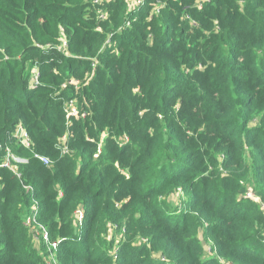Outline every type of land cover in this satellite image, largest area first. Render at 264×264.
Here are the masks:
<instances>
[{
  "label": "trees",
  "instance_id": "1",
  "mask_svg": "<svg viewBox=\"0 0 264 264\" xmlns=\"http://www.w3.org/2000/svg\"><path fill=\"white\" fill-rule=\"evenodd\" d=\"M157 1L128 10L124 0H0V165L6 148L27 159L20 176L0 166V264H46L45 243L35 247L24 225L33 218L57 240L52 264H165L153 250L170 264H220L201 254L199 220L229 263L264 264L263 209L234 199L247 155L264 200V0L199 10L195 0ZM35 66L40 84L30 88ZM92 71L77 91L61 88ZM69 98L87 114L71 122L61 156ZM18 126L31 150L14 138ZM174 188L191 212L162 211L157 196Z\"/></svg>",
  "mask_w": 264,
  "mask_h": 264
},
{
  "label": "rangeland",
  "instance_id": "2",
  "mask_svg": "<svg viewBox=\"0 0 264 264\" xmlns=\"http://www.w3.org/2000/svg\"><path fill=\"white\" fill-rule=\"evenodd\" d=\"M124 1H125V4H126L125 5L126 9H128L129 7L133 6L131 0H124ZM206 1H208V2H205V3H209L211 0H206ZM157 3H161L163 5V2H161L159 0L157 1ZM200 3H201V0H195L190 7H194V6L197 7V5H199ZM203 4H202V8L204 7ZM155 7L160 8V6L158 4V5L154 6V8L152 9L151 12L154 13V11H156ZM196 9H198V7ZM184 10H186V8ZM182 14L183 13H181V15ZM182 19H186V18L182 17L181 20ZM188 26H190L192 28L198 27V23L196 21H194L190 17ZM210 64H211L210 61H208L207 65L206 64L203 65L202 63H198L196 65V69L200 70V72H202V70H204ZM33 69L38 71V68L36 66L33 67ZM86 79H87V75L80 79V83L83 84L86 81ZM28 84H29L30 88H35L36 87V86L35 87L31 86V84H32V71H31V75H30ZM39 84H40V80H39L38 85ZM61 87H62V85H61ZM252 120L255 121V118H253ZM253 121H250L249 124L253 125L255 123ZM106 136H107L106 132L103 133V135H102L103 139H105ZM117 140L121 141V142H123L125 144V143L128 142L129 139L127 137H121V138H119ZM215 156L218 157V159H219L217 161H221L222 155H221L220 152H215ZM243 159H244V165L247 167L248 170L246 169V171L244 172L243 177H242L239 185L244 188V191L241 192V193H238L234 197V199L237 202H242L241 200H243V202H247L250 205H253V202L259 203L258 199H260L261 201L264 202V200H262L259 192L256 189V184L253 181V176L254 175L252 174V160L247 155H244ZM16 165H20V164H16ZM204 166L206 168H204L202 173H204V175H208L210 169L213 168V166L211 164H209L208 161H204ZM121 172H125V171H121ZM216 173L219 174L220 176H227L228 175V173H226V171L223 170L221 167L217 168ZM248 192L252 193L251 197H246V193H248ZM189 197L190 196L187 195L183 190H181V188H174L171 191L169 189H167V190H165V192L163 194H161L160 196H157L158 201L164 205V208L162 209V211L166 212V213H173V212H169L170 210H167L166 206H169V207H171V208H173L175 210L177 209V211H181V213H183L184 211L191 212V210H190V208L188 206V198ZM32 203H33V201H32ZM171 211H173V210L171 209ZM261 212L264 215V210L261 211ZM201 222L202 221L199 220V222L197 223V225L195 227V234H196L195 237H196V239L198 240L199 244L202 247V250H201L202 253L201 254L204 257H216V259L218 260V262L220 264H231V263H229L228 260H226L223 257H221L220 255H218L213 250V248H211L213 246V243L210 241L209 236H208L207 231H206L207 222L203 221V227H201ZM24 225L26 226L27 223L25 222ZM78 225H80V224L78 223ZM29 228H30V233H31V236H32L31 238L33 240V243H34L35 247L36 246H40L41 245V240H40V235H39L40 232H38V227L36 225L31 224L29 226ZM109 232H110L109 233V237L107 239L110 238V235H111V232H112L111 228H109ZM259 232H260L259 235L264 236V223L259 226ZM263 238H261V239H263ZM145 239H143V240H145ZM117 241H118V239H117ZM161 253L162 252L160 250H153L150 255H151V258H159L162 261H164L165 264H170L169 259L166 258L165 256L163 257ZM51 262L52 261L49 259V257H47L46 258V264H52Z\"/></svg>",
  "mask_w": 264,
  "mask_h": 264
},
{
  "label": "built area",
  "instance_id": "3",
  "mask_svg": "<svg viewBox=\"0 0 264 264\" xmlns=\"http://www.w3.org/2000/svg\"><path fill=\"white\" fill-rule=\"evenodd\" d=\"M102 1H110V0H93L94 3H99ZM132 1V7H129L128 10H132L135 9L136 7L140 6L143 4L144 0H131ZM208 2L206 0H201V3L199 5H197V7L200 9L202 7V4ZM158 7H155L154 13H158L159 12ZM107 14H102L101 18L104 19L106 17ZM188 16V15H186ZM131 25V21L130 20H126L124 22L125 27H129ZM123 26L119 27V29H117V31H119ZM110 37L111 35L108 36V38L106 39L105 43L109 44L110 43ZM60 47L61 48H66V39L64 37L60 38ZM92 69L94 70V67L96 65V60L93 59L92 60ZM93 71L87 75V79L89 78L90 75H92ZM87 79L84 83H87ZM39 83V72L35 69L32 70V87L37 86ZM81 86L80 83V79L78 78H69L67 80H65L62 83V87L61 88H68L71 87L73 88L75 91H77L79 89V87ZM63 112H64V117H65V124H66V129L64 130V133L58 138L56 144H55V148L58 151L59 155L61 156H66L67 154L71 153V149L69 146V126L72 124L71 122L73 121V119H80V118H85L86 117V111L82 110L78 104L76 99L74 98H69L66 99L63 103ZM14 138L16 139L17 142H19L24 148L31 150V140H30V136L29 134L26 132V130L24 128H22L21 126H18L14 133H13ZM101 146V143L99 144V147ZM7 152H6V157L5 160L3 161V163L0 166L6 167L12 171H14L16 164H24L27 162L26 158L23 157H18L15 156L14 154H12V152H10L7 148H6ZM33 157L36 158L37 160H39L41 163H43L44 165H49L51 163L50 159L45 156V155H41L38 154L36 152L33 153ZM16 173V171H14ZM18 176H20L18 173H16ZM27 189H30V187H27ZM59 195H61V193H59ZM252 193L248 192L246 193V197H251ZM34 202V200H33ZM259 205L260 207L263 209L264 208V204L262 202H260V200L258 199ZM264 210V209H263ZM75 218L77 220V222L80 224L81 220L83 219V209H77L75 211ZM26 223L27 226L29 227L31 224L36 225L38 227V232L40 235V240H42L47 248V251L49 252V259L51 261L54 262V258H55V251L57 250V240L55 241H51L48 237V234L46 232V230L43 228V226L36 222L35 219H26Z\"/></svg>",
  "mask_w": 264,
  "mask_h": 264
}]
</instances>
